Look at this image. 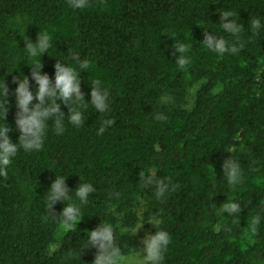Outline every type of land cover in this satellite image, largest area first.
<instances>
[{
	"label": "trees",
	"instance_id": "obj_1",
	"mask_svg": "<svg viewBox=\"0 0 264 264\" xmlns=\"http://www.w3.org/2000/svg\"><path fill=\"white\" fill-rule=\"evenodd\" d=\"M223 10L244 26L235 54L201 42L208 28L236 40L218 26ZM255 18L262 26L253 32ZM39 33L51 47L41 61L27 60L24 39ZM181 42L191 45L182 69L174 63ZM69 53L88 61L79 74L85 101L98 80L109 110L87 105L84 124L65 120L59 136L50 119L42 148L21 149L0 176V264H92L96 250L83 246L100 223L113 226L124 256L137 245L131 230L140 219L168 232L163 264H264V0H86L80 9L68 0H0V83L9 87L13 142V78L28 76L34 89L31 66L41 63L53 79L57 60L75 67ZM61 111L67 117L68 107ZM105 119L114 123L98 135ZM228 156L243 173L234 188L223 176ZM144 170L170 182L166 198L143 186ZM55 174L66 176L70 194L81 180L95 187L76 229L46 210ZM227 200L241 211L221 213ZM65 203L54 205L57 214Z\"/></svg>",
	"mask_w": 264,
	"mask_h": 264
},
{
	"label": "clouds",
	"instance_id": "obj_2",
	"mask_svg": "<svg viewBox=\"0 0 264 264\" xmlns=\"http://www.w3.org/2000/svg\"><path fill=\"white\" fill-rule=\"evenodd\" d=\"M86 0H68V6L72 9L83 8ZM234 13L231 10L219 11L221 23L218 25L224 32L235 41H229L227 38L220 36L211 29V33L205 30L202 43L211 52L217 55L225 53L235 54L238 51L236 46L239 35L244 26L239 21L233 19ZM231 18V19H229ZM262 26L260 19L251 20L250 28L253 32L259 30ZM24 58L27 60L41 56L48 52L51 47V39L47 33H39L35 42L30 41L27 37L24 39ZM191 45L185 46L179 43L175 49L178 55L175 56L177 68H184L190 63V58L185 52ZM71 60H76L75 67L69 66L63 61L57 60L54 65V78L50 79L49 75L42 72V64H33L31 66V79L35 84L33 89L29 83V77L23 74V78L14 77L16 84L13 90L15 101V130L19 132L16 142L10 138V127L7 122L9 112V87L3 80L0 83V176L6 177L8 168L18 151L23 149L25 152L39 151L45 141L49 124L47 121L52 120L56 135H62L65 132V120L75 126L80 127L84 124V111L87 105H91L95 111L102 115L109 110V90L95 80L91 84L89 93L90 102H86L84 94L81 92L79 74L86 71L88 61L79 58L78 54L69 53ZM41 61V60H40ZM168 97L162 98V103L169 102ZM68 107V114L65 117L61 111V105ZM166 116L158 114L156 120H166ZM114 121L112 119L103 120L97 130L98 135H102ZM223 176L229 186L235 187L242 182V168L238 160L229 156L222 164ZM145 188H154L157 199L163 200L166 194L171 190V184L165 178L158 177L153 172L144 170L143 175L139 176ZM95 187L91 182L82 181L71 192L66 184V176L55 174L51 181L50 187L46 192L47 204L46 210L54 219L59 216V222L65 229H76L77 222L83 217L82 208L88 203L90 194L94 193ZM69 198H74L75 203H68ZM58 201L66 202L62 210L57 214L54 205ZM221 213L229 215L241 211L239 203L228 201L220 205ZM75 222V223H74ZM156 226L154 234H146L141 243L143 245L144 255L140 252H134L132 256L125 257L121 253V248L114 239V228L110 223L99 224L95 229L87 231V241L83 248H94L95 258L92 264H163L164 254L170 242V236L167 231L157 230V222H150ZM253 225L257 223L254 219ZM137 227L132 231V236L137 232ZM138 254V255H137Z\"/></svg>",
	"mask_w": 264,
	"mask_h": 264
},
{
	"label": "rangeland",
	"instance_id": "obj_3",
	"mask_svg": "<svg viewBox=\"0 0 264 264\" xmlns=\"http://www.w3.org/2000/svg\"><path fill=\"white\" fill-rule=\"evenodd\" d=\"M139 226H141V227L138 228L137 232L134 234V236L137 239V245L133 250H131V252L129 254L124 255L125 257L132 256L134 254V252H140L141 255H144L143 245L141 243V240L146 234H152L153 225L150 222H145L142 219H140L139 222L137 223V225L135 226V228L131 230V233H132V231H134Z\"/></svg>",
	"mask_w": 264,
	"mask_h": 264
}]
</instances>
